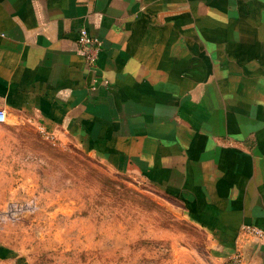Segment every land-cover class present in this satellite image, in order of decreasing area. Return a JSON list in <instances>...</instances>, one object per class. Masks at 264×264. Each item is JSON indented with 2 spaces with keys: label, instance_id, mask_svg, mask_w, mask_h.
<instances>
[{
  "label": "crops",
  "instance_id": "0c3cea01",
  "mask_svg": "<svg viewBox=\"0 0 264 264\" xmlns=\"http://www.w3.org/2000/svg\"><path fill=\"white\" fill-rule=\"evenodd\" d=\"M0 110V154L26 118L180 202L224 260L264 229V0H0Z\"/></svg>",
  "mask_w": 264,
  "mask_h": 264
},
{
  "label": "rangeland",
  "instance_id": "374dc122",
  "mask_svg": "<svg viewBox=\"0 0 264 264\" xmlns=\"http://www.w3.org/2000/svg\"><path fill=\"white\" fill-rule=\"evenodd\" d=\"M0 154V238L20 264H234L141 177L26 118Z\"/></svg>",
  "mask_w": 264,
  "mask_h": 264
},
{
  "label": "built area",
  "instance_id": "2783aa9c",
  "mask_svg": "<svg viewBox=\"0 0 264 264\" xmlns=\"http://www.w3.org/2000/svg\"><path fill=\"white\" fill-rule=\"evenodd\" d=\"M76 44L81 50L86 63L94 66L101 50V42L96 37L90 36L85 29H81ZM101 85L107 86V83L102 82ZM5 118L4 111L0 110V122H3ZM248 240L257 241L264 245V229L248 224L240 226L237 236L238 252L232 260L234 264H238L242 260L241 248Z\"/></svg>",
  "mask_w": 264,
  "mask_h": 264
},
{
  "label": "water",
  "instance_id": "95a60500",
  "mask_svg": "<svg viewBox=\"0 0 264 264\" xmlns=\"http://www.w3.org/2000/svg\"><path fill=\"white\" fill-rule=\"evenodd\" d=\"M251 243H255L253 240H248L241 248V251L244 250L247 246H249Z\"/></svg>",
  "mask_w": 264,
  "mask_h": 264
}]
</instances>
